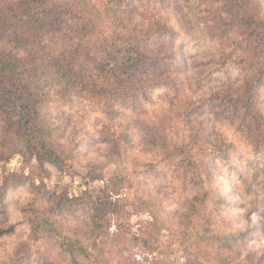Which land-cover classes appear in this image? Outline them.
Returning <instances> with one entry per match:
<instances>
[{
  "label": "rangeland",
  "instance_id": "374dc122",
  "mask_svg": "<svg viewBox=\"0 0 264 264\" xmlns=\"http://www.w3.org/2000/svg\"><path fill=\"white\" fill-rule=\"evenodd\" d=\"M149 2L146 10L133 14L136 29L167 24L178 32L173 44L181 65L178 90L154 87L140 108H118L117 114L87 96L66 103L57 97L49 103L44 129L61 160L28 162L20 154L2 160L0 155V186L11 172L16 173L12 181L27 177L21 185L7 184L5 226L14 231L0 236V264H83L61 246L71 237L88 250L89 264H264V151H253L264 149V80L253 90L258 80L251 81L241 66L247 53L242 26L257 28L250 32L255 46L261 42L264 48V0ZM154 5L159 12H148ZM226 56L234 61L222 67ZM228 89L255 106V120H249L254 128L224 111L218 95ZM207 142L232 143L237 151L213 167L205 156ZM185 143L201 164L214 170L212 186L224 197L220 221L246 232L241 244L227 247L233 263L222 259L210 244L214 240L202 238L203 228L198 230L189 218L191 200L198 194L184 185L178 159L171 158ZM31 181L56 195L92 202L103 200L107 190L122 204L95 222L87 213L90 203L68 206L56 216L49 211L53 203L48 197L31 191ZM43 210V216L58 219L51 232L29 221V214L40 221Z\"/></svg>",
  "mask_w": 264,
  "mask_h": 264
},
{
  "label": "trees",
  "instance_id": "16d2710c",
  "mask_svg": "<svg viewBox=\"0 0 264 264\" xmlns=\"http://www.w3.org/2000/svg\"><path fill=\"white\" fill-rule=\"evenodd\" d=\"M149 3V0H0V146L5 147L3 151L0 149L3 158L0 159L20 154L28 162L61 160V152L44 129L45 110L57 97L66 103L74 96H87L105 107L104 111L117 114L118 108H140L139 104L154 87L168 85L178 90L181 65L173 49L178 32L167 24H162L161 29L156 24L147 30L136 29L138 20L133 14L146 10ZM153 8L148 12H159L158 6ZM241 29L245 31L243 42L247 52L241 66L251 81L258 80L254 82V90L255 84L264 80V48L261 51V42L255 46L251 28ZM230 59L226 56L221 66L234 61ZM218 98L224 111L252 125L249 120H255L256 110L248 98L231 89ZM207 143L210 146L205 156L213 167L214 161H226L237 151L232 143L224 147ZM180 146V154L175 152L171 158L178 159L176 170L184 185L190 184L198 194L191 200L189 218L198 225V230L203 228L202 238L214 240L210 244L218 248L222 259L233 263L227 247L241 244L246 232L235 231L220 221L218 206L224 197L222 193L216 194L212 186L213 168L206 162L201 164L199 155L187 143ZM253 151L263 153L264 149ZM15 174L4 176L0 186V236L14 231L13 226H5L7 184L18 186L27 180L21 174L12 181ZM30 183L31 191L53 203L49 211L56 216L68 206L79 208L90 203L87 213L95 222L103 219L102 213L115 211L122 204L113 201L107 190L103 200L92 202L83 197L70 198L64 193L56 195L45 186ZM44 211L40 221V216L31 214L29 221L35 228L51 232L58 219L43 216ZM218 224L224 229H217ZM81 243L71 237L61 246L68 253L79 255L83 264H89L91 256Z\"/></svg>",
  "mask_w": 264,
  "mask_h": 264
}]
</instances>
